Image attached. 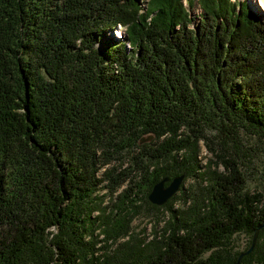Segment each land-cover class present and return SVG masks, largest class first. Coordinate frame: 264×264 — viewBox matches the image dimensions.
<instances>
[{"label": "trees", "instance_id": "trees-1", "mask_svg": "<svg viewBox=\"0 0 264 264\" xmlns=\"http://www.w3.org/2000/svg\"><path fill=\"white\" fill-rule=\"evenodd\" d=\"M146 1L0 0V264H237L264 224L246 175L262 162L264 185V14L198 0V21L195 0ZM119 26L128 38L101 49ZM181 175L208 183L164 205L163 237L105 253L142 199L160 209L145 187ZM128 180L109 212L99 188ZM240 264H264V227Z\"/></svg>", "mask_w": 264, "mask_h": 264}, {"label": "rangeland", "instance_id": "rangeland-1", "mask_svg": "<svg viewBox=\"0 0 264 264\" xmlns=\"http://www.w3.org/2000/svg\"><path fill=\"white\" fill-rule=\"evenodd\" d=\"M189 3V1L191 0H185ZM245 1L249 4V8L255 12H258L259 14H264V10L260 9V4L257 2V0H242ZM148 1H146L144 3V11L147 10V5H148ZM259 4V5H258ZM191 9V8H189ZM201 7L198 3V0H195V7L193 9H191V15L193 16V18L197 17V19L195 20H200V14H202L201 11ZM121 33H125V36ZM120 35L122 36V38H118L120 37ZM128 38V35L126 33V29L122 28V27H118L116 30L114 31H107L99 40L98 46L101 49L106 48L109 44H115L117 42H122L125 41ZM128 50L130 51L131 48L129 46V44H127ZM208 137H211V140L215 138H213L214 134H212L210 131L206 132ZM156 141L155 138L150 142H154ZM149 143V144H150ZM245 144L247 145V147L252 146L254 144H259L258 142L252 140V139H247ZM201 146V153L199 156V160L201 163L202 167H205L208 163V159L210 158V154L207 150V147L205 146L204 142L202 141L200 143ZM264 148L261 149V151H263ZM126 160L120 162V160H115L112 164L107 165L104 169H102L100 171V173L98 174L99 178L103 177L104 171L107 168H112V167H119L121 166V163L124 164L123 168L127 166L126 164ZM248 166V169H246V175H247V189L253 191V190H262L264 191V185H263V177L261 176V174H259L258 170L262 169V162H258L255 163L253 161V163H247L246 164ZM122 168V169H123ZM215 169V167H214ZM222 167L220 166L218 168L219 171H222ZM132 177V176H131ZM172 180H170L171 182ZM129 180L125 183V185H123L114 195L110 194L108 192V189H106V186L104 187V185H107L108 183L105 182L104 185H102V187L99 188V194L104 195L105 198V203L104 206H108L109 207V212L111 211L112 208V201L115 200V198L117 197L118 194L121 193V191L129 184ZM170 182H168L166 185H169ZM208 183V181H200V179L195 178V177H188L185 179V182H183V187L181 186L179 192L177 193V199L176 201H174V206L173 209H184V208H188L191 204V200L190 198L187 197L185 195V191L186 193L189 195H191L192 193H189V191L191 190H195L198 189L199 185L202 186H206ZM152 190H148V188L145 187L144 190V194L142 195L143 198H147V200L149 201V194L151 193ZM189 195V196H190ZM144 199L141 200L140 204L142 206V208H140L138 215L135 216V218L132 221V224L130 226V230L128 231V234L126 235V237H123L115 242L112 241H108V248L105 249V253H109L111 252V255H113V251H117V248H119L122 244L124 243H131V244H136L138 241L143 240L146 241V243H149L151 241H153L155 239V237H163L164 235V229L166 227L167 222L169 221V219L171 218L172 215V211L169 209V207H164L163 206H157L160 209L156 210V209H152L150 206L146 205L144 202ZM170 201V200H169ZM149 203L151 205H153L150 201ZM168 203V202H167ZM166 203V204H167ZM155 206V205H153ZM52 231H54V234L57 233V231H55L54 229H52ZM98 233V232H97ZM99 240L104 241V235L103 234H99L98 235ZM234 241H233V249L234 251H239V252H243L246 249H248L249 247V243L251 241V236L247 235V234H239L237 236L234 237ZM99 246H105V242H102L101 244H99Z\"/></svg>", "mask_w": 264, "mask_h": 264}, {"label": "water", "instance_id": "water-1", "mask_svg": "<svg viewBox=\"0 0 264 264\" xmlns=\"http://www.w3.org/2000/svg\"><path fill=\"white\" fill-rule=\"evenodd\" d=\"M155 137H156L155 134H147L141 138V140L139 141V145L149 144ZM184 180H185V175L176 177L171 182L168 178L162 179L153 186V189L148 197L149 201L155 206L165 205L170 199H172L175 195H177ZM168 182H170V184L166 185ZM263 227L264 224L257 229V231L253 236L250 248L246 252L240 255L237 264H240L243 257L247 256L254 250L258 240L259 232Z\"/></svg>", "mask_w": 264, "mask_h": 264}, {"label": "bare ground", "instance_id": "bare-ground-1", "mask_svg": "<svg viewBox=\"0 0 264 264\" xmlns=\"http://www.w3.org/2000/svg\"><path fill=\"white\" fill-rule=\"evenodd\" d=\"M257 2L260 4V9L264 10V0H257ZM121 34H123V33H121Z\"/></svg>", "mask_w": 264, "mask_h": 264}]
</instances>
